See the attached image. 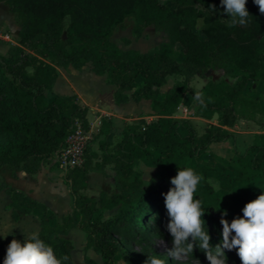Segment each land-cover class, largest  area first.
<instances>
[{
	"label": "trees",
	"instance_id": "16d2710c",
	"mask_svg": "<svg viewBox=\"0 0 264 264\" xmlns=\"http://www.w3.org/2000/svg\"><path fill=\"white\" fill-rule=\"evenodd\" d=\"M4 1L16 13L20 29L19 45L10 50L9 57L0 54V168L9 166L38 173L65 146L76 119L89 127V109L80 103L77 94L50 97L59 67L79 69L90 63L94 73L116 86L117 104L144 98L150 100L157 116L144 126L126 123L115 144L111 118H100L97 136L103 135L99 141L101 154H89V147L85 164L70 169L66 175L74 208L62 222H52L56 213L44 202L3 184L12 199V216L18 218V211L39 212L40 239L51 246L58 258L69 257L63 264H74L73 243L67 235L75 228L86 233L85 250L93 249L103 258L98 262L88 257L86 264H110L116 258L124 264H144L149 256L137 253L133 243L151 235L172 239L166 227L170 217L164 194L173 187L171 178L181 165L203 176L196 198L202 200L206 210L204 220L210 244L215 247L221 243L220 220L224 211L231 222L243 216L242 209L248 202L264 193L245 198L239 208L228 211L207 179L215 172L227 178L229 189L257 179L264 181V131L256 134L253 143L232 160L208 150L212 143L233 137L228 128L239 119L254 121L262 113L261 99L246 93L251 80L264 81V14L254 0L247 2L249 23L235 27L228 26L221 0H167L174 7L163 0ZM127 18L134 19L132 32L137 38L154 26L167 35V40L154 52L134 48L122 51L112 35ZM200 21L204 38L194 30ZM209 69H222L234 81L210 79L196 91L190 81L195 76L204 78ZM172 75L184 79L163 92L161 87ZM138 80L139 91L130 95ZM197 94L202 100H198V116L210 120L215 113L219 115L218 124L209 125L202 134L190 120L175 117L180 105ZM154 151L159 152L156 165L160 174L155 185L145 188L144 180L135 177L134 163ZM94 157H101L102 161L93 163ZM200 157H209L222 168L194 165ZM107 163L113 164L117 191H101L98 198L83 195L80 191L88 188L89 171L99 170L107 175ZM232 165L234 171L230 170ZM110 206L119 209L104 216ZM211 207L220 208L213 212ZM236 253V249H225L226 256ZM191 254L206 257L198 242Z\"/></svg>",
	"mask_w": 264,
	"mask_h": 264
},
{
	"label": "rangeland",
	"instance_id": "374dc122",
	"mask_svg": "<svg viewBox=\"0 0 264 264\" xmlns=\"http://www.w3.org/2000/svg\"><path fill=\"white\" fill-rule=\"evenodd\" d=\"M167 5L174 7V3L171 1L163 0ZM69 24V18L67 17L64 21V28L66 30ZM134 25L133 18H127L124 24L118 28L112 35V40L115 41L122 49L126 52L129 48H134L140 52H154L156 51L160 43L167 40V35L157 30L154 26H150L143 31V34L140 38H137L136 35L132 32V26ZM202 21L194 27L195 32H197L201 38H204V34L201 31ZM20 29V21L16 15L9 10L8 4L4 0H0V54L5 57L10 56V50L15 46H18V32ZM130 39V43L126 40ZM35 54L34 52H30ZM38 57L46 59L44 56L38 55ZM86 67L92 66L90 63L85 65ZM83 66V67H85ZM60 68V69H59ZM58 71L60 72L58 77H62L64 69L59 67ZM71 68H73L71 66ZM227 79L229 82H233L234 79L226 76L222 69H209L205 77L195 76L190 81V85L196 90L199 91L205 85V83L212 80H221ZM183 80V76L172 75L168 78L167 83L161 87L163 92L170 89L175 83L179 80ZM68 81V80H67ZM85 97L89 99L91 104H96L100 102L101 109L112 110L109 105L110 98H112V93L109 89V86L104 85L99 80L95 79H86L83 82L82 87ZM140 89V80L137 81L134 89L129 91V94L132 95L134 92H138ZM246 93L249 95L258 96L261 99L262 104V113L259 114L254 121L239 119L233 127L228 128L230 132L233 133V137L223 141V142H214L209 147L208 150L213 152L221 157L232 160L236 153H242L249 145L254 141L255 135L263 132L264 127L262 123L264 122V81H250ZM59 94V95H71L76 94L72 89L67 88L66 80L60 78L58 85H54L50 97ZM97 105V104H96ZM94 105V107L96 106ZM88 108H90L89 105ZM97 107V106H96ZM148 107L145 104H136L135 102L125 105L124 110L131 113L128 116L112 120L113 129H114V144L121 139L123 128L126 123H137L142 126L146 125L153 119H156L157 116L148 110ZM199 108V102L195 96H190L186 99L178 108L175 113L176 118H185L192 122L199 134L205 132L206 128L211 124H218V117L213 116L212 119H204L198 116L197 110ZM100 112L92 109V113L88 111V124L92 130V140H91V151L101 154L99 148V141L103 138V135L97 136V132L100 128ZM112 118V117H111ZM130 118V119H125ZM159 152L154 151L151 155L147 156L144 160H137L134 163L135 177L142 178L144 180V187H150L155 185L157 178L160 174V168L156 165V157ZM93 163L101 162V157H94L92 159ZM211 164L215 168H222V165L214 162L211 158L200 157L194 161V165H203ZM113 164H105V170L111 172L107 179V176H104L99 170L97 175L94 173H88L91 186L88 181V188L82 189L80 192L83 195L91 196L98 198L101 191H106L112 193L117 191V188L114 183L115 171L113 170ZM149 169V172L145 174V171ZM92 170V169H91ZM230 170L234 171V166H230ZM69 170L61 169L57 165L52 164L50 159L48 163L44 164L41 167V175L39 177L40 184L38 185V192L42 194L40 199H42L45 204L49 206L50 209L56 212V218L52 222H62V218L70 214L74 207L73 195L71 194L70 187L66 182V175ZM145 174V175H144ZM149 176H151L152 181L150 183ZM208 181H211V184H216L219 186V191L215 190L214 195L217 196L222 205L228 210L232 211L240 207V204L243 199L250 198L258 195L260 192L264 191V181L262 179H257L252 183H243L234 185L232 188H228L227 178L222 177L219 174L212 172L207 176ZM150 183V184H148ZM5 191L4 186L2 187ZM11 198V197H10ZM119 209V206H110L107 210L104 211V216H110L115 214ZM12 207L11 202L7 199V196L3 193L0 195V232H9L5 238L0 234V263L6 256L8 245L13 239H18L21 242L26 241L24 232H38L41 229L40 225V213L33 211L30 214H25L21 211H18L19 217L15 218L12 216ZM213 212H217L215 207H211ZM67 237L73 243V250L71 251L73 263L74 264H86V259L88 257L94 258L98 262H102V256L95 252L93 249L85 250L86 244V233L79 228L70 230ZM172 246V239L169 236H149L147 240H138L133 243V247L137 253L145 254L147 256H159L161 259L166 261V264H209V261L206 257L202 255H193L190 254L188 257L182 258L180 260H174L173 258L167 255V249ZM228 264H241L239 256L232 254L227 256ZM110 264H124L123 261L116 258Z\"/></svg>",
	"mask_w": 264,
	"mask_h": 264
},
{
	"label": "clouds",
	"instance_id": "9594fccd",
	"mask_svg": "<svg viewBox=\"0 0 264 264\" xmlns=\"http://www.w3.org/2000/svg\"><path fill=\"white\" fill-rule=\"evenodd\" d=\"M247 2L248 0H221V6L229 18V27L249 23ZM254 3L259 7L260 13L264 14V0H254ZM210 7L216 10L215 5ZM196 99L201 100L199 94ZM202 179L203 176L196 170L181 165L177 175L171 178L173 187L164 194L170 217L166 227L172 236V246L167 249V255L174 260L188 257L198 242L199 248L206 253L209 264H228L225 249H236L241 264H264V193L248 202L242 209L243 216H237L231 222L225 218L227 211H224L220 220L223 239L213 247L210 244L211 236L205 227L206 210L202 200L196 198ZM147 180L151 183V176ZM212 186L219 191L218 185ZM0 234L6 238L9 232ZM24 234L25 242L13 239L8 245L3 264H63L68 261L67 255L62 259L58 258L51 246L45 245L40 239L38 232ZM144 264H166V261L159 256H149Z\"/></svg>",
	"mask_w": 264,
	"mask_h": 264
},
{
	"label": "crops",
	"instance_id": "0c3cea01",
	"mask_svg": "<svg viewBox=\"0 0 264 264\" xmlns=\"http://www.w3.org/2000/svg\"><path fill=\"white\" fill-rule=\"evenodd\" d=\"M62 68L64 69V73L63 75H61L62 77H58L55 83V86L58 85L60 78L66 80L67 88L72 89L73 92L77 94L80 103L84 106L89 105L90 108L88 109L90 113H92V109L96 108V111L100 112V115H99L100 118L102 116H109L110 118L112 117L111 119L116 121L117 118L120 119L122 117L128 116L129 114L131 115V113L124 110V107L125 105L129 103H133V102H135L136 104H142V102L143 104L146 103V105L150 107L148 108V110L154 113L151 109L150 100H147L144 98L141 99L140 101H134L133 99H130L126 103L117 104L114 99V92L116 90V86L113 84H108L106 82L105 76L97 75L96 73L92 71L90 67L85 66L79 69L71 68V67L69 68L62 67ZM89 78L99 80L104 85L109 86V89L111 93L113 94L112 98H110V101H109V105L112 108L111 111L107 109H101L99 107L100 102L96 103L97 105L91 104L89 102V99L85 97L84 91L82 89L83 82ZM94 105H96L97 107L96 106L94 107ZM125 119H130V118H125ZM89 172L91 174L95 172V175H97L98 171L92 169ZM108 173L109 175L111 174V172H108ZM108 173L107 175H104V176H107V179L108 178L110 179V176L108 177ZM40 175H41V170L38 173H28L23 169H16V168H10L9 166H3L0 168V195L4 193L7 196V199H9V201L12 202V199L10 198L11 196L2 188L3 184H5L9 187H13L16 190L25 193L26 195L32 197L33 199L43 201L42 199H40L42 194L40 193V191L38 192V188H39L38 185L40 184V180H39ZM90 181H92V177L89 179V185L91 186Z\"/></svg>",
	"mask_w": 264,
	"mask_h": 264
},
{
	"label": "built area",
	"instance_id": "2783aa9c",
	"mask_svg": "<svg viewBox=\"0 0 264 264\" xmlns=\"http://www.w3.org/2000/svg\"><path fill=\"white\" fill-rule=\"evenodd\" d=\"M92 138L91 128H85L82 122L76 119L74 128L66 136L65 146L57 150L52 156V164L65 170L83 166Z\"/></svg>",
	"mask_w": 264,
	"mask_h": 264
},
{
	"label": "water",
	"instance_id": "95a60500",
	"mask_svg": "<svg viewBox=\"0 0 264 264\" xmlns=\"http://www.w3.org/2000/svg\"><path fill=\"white\" fill-rule=\"evenodd\" d=\"M215 116H217V117H218V116H219V115H218V113H215Z\"/></svg>",
	"mask_w": 264,
	"mask_h": 264
}]
</instances>
